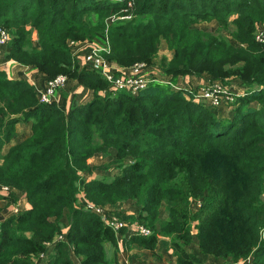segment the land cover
Returning a JSON list of instances; mask_svg holds the SVG:
<instances>
[{
    "label": "trees",
    "instance_id": "1",
    "mask_svg": "<svg viewBox=\"0 0 264 264\" xmlns=\"http://www.w3.org/2000/svg\"><path fill=\"white\" fill-rule=\"evenodd\" d=\"M127 3L0 0L7 60L48 79L65 73L93 91L64 110L0 69V149L18 123L32 121V134L0 162V184L12 189L0 195V211L4 199L17 202L16 192L29 204L0 222V264H37L43 254L45 264H107L117 232L105 219L114 217L125 222L121 233L133 224L151 230H132L126 245L156 253L158 238H167L176 264H205L187 249L194 238L219 260L211 264H264V44L256 39L264 0ZM123 15L132 17L110 21ZM205 21L216 27L198 26ZM106 34V56L119 66L153 65L165 44L173 56L164 74L238 80L244 94L222 111L170 83L155 81L136 94L113 89L73 51ZM97 154L110 159L91 162ZM110 169L119 172L98 173ZM129 201L137 213L114 209Z\"/></svg>",
    "mask_w": 264,
    "mask_h": 264
},
{
    "label": "crops",
    "instance_id": "2",
    "mask_svg": "<svg viewBox=\"0 0 264 264\" xmlns=\"http://www.w3.org/2000/svg\"><path fill=\"white\" fill-rule=\"evenodd\" d=\"M37 39V31L35 30L33 32V41L35 44H37ZM164 45L165 44H163L162 46ZM86 50L87 48L85 47V43L73 45L74 55L77 58L80 66L84 65L82 58ZM111 65L115 70H130V67L124 68L112 61ZM150 66L152 67L153 71L158 68L156 67V64ZM0 69L6 71L10 77L26 80L35 88V90L38 91L44 88L48 79V76L45 73L39 72L37 69H33L30 66H25L20 63L7 60L3 49L0 52ZM202 75L203 76L201 77H196V75H179L173 78L172 75L161 74V76L166 78L168 82L173 83V87L175 89H186L191 85H194V87H198L204 84V82H201L202 79H207L205 81L207 83L213 79L212 76L209 74L205 73ZM195 78H199V80L193 81ZM234 84L235 85L231 87L232 90L236 92H243L245 90V87L241 86L238 80H235ZM92 97L93 91L91 89L78 84L76 80L69 79L67 84L62 88L61 93L57 94L55 100L59 107L64 110H67L75 100L79 103H86ZM221 108L222 111H230L231 109L230 106L226 107L225 105ZM31 134L32 121H24L18 123L16 125L15 137L8 145H5L2 149H0V162H2V156L8 152L9 148L12 145L26 139ZM94 163L96 162L94 161ZM11 190V188L6 189L5 186L0 184V195H8ZM16 193L18 194V200L16 203L11 201L10 198H6L2 201V210L0 211V222L4 221L9 215L13 214L16 208L25 209L29 207L26 197L20 192ZM115 207L118 208L117 210L124 209L130 210L131 212H138V210H135L133 202L130 201L118 203ZM161 215H165L164 209H161ZM119 230H116L117 244H107V259L109 261L107 264H176L177 257L174 255L173 250L170 248L169 240L167 238L163 236H160L158 238L155 248L156 253H154L149 248H145L137 244L126 245L127 239L131 237L132 229L130 228L125 233H121L119 232ZM194 233H196V231ZM187 249L193 254H195L197 257H199L205 264L219 262V260L216 259L213 255L202 253L197 238H194L193 241L187 245ZM76 260L78 261L77 264H79L80 258H77ZM36 262L37 264H45L42 263L41 259H37Z\"/></svg>",
    "mask_w": 264,
    "mask_h": 264
},
{
    "label": "built area",
    "instance_id": "3",
    "mask_svg": "<svg viewBox=\"0 0 264 264\" xmlns=\"http://www.w3.org/2000/svg\"><path fill=\"white\" fill-rule=\"evenodd\" d=\"M127 4L132 5L133 0H128ZM118 17L128 19L132 16H112L110 20L114 21ZM256 39L258 42L264 44V27L260 28L256 34ZM9 40V32L5 27L0 26V52ZM80 43H85V47L87 48L82 58L84 65H88L90 68L100 72L113 89L128 90L131 93L136 94L155 81L171 84V82H168L166 78L161 76V74L164 73L160 67L153 71L152 67L147 62H137L133 64L128 71L115 70L111 65V61L106 56V54L110 52V44L107 34L104 42L99 40H86ZM80 43L77 42L73 45ZM67 81L68 76L65 74H58L53 78H49L46 81L44 88L38 91L40 101L47 104L52 103L56 99L59 89L63 88L67 84ZM186 91L195 99L209 102L213 106L233 103L236 98L244 94L243 92L232 90L231 86H228L219 80H211L196 89L189 88L186 89ZM5 188L8 189L9 187L5 186ZM97 210L103 212L100 209ZM16 211H18V208L15 209V212ZM109 224L115 230H119L124 226L125 222L114 217L110 220ZM136 230L142 235L147 236L151 234V230L143 225H139ZM262 238L264 239V229L262 230ZM57 239H63V235H60ZM50 244L51 243L48 245Z\"/></svg>",
    "mask_w": 264,
    "mask_h": 264
},
{
    "label": "rangeland",
    "instance_id": "4",
    "mask_svg": "<svg viewBox=\"0 0 264 264\" xmlns=\"http://www.w3.org/2000/svg\"><path fill=\"white\" fill-rule=\"evenodd\" d=\"M199 25L198 26H202V27H204V28H206L207 27V25L209 26V29H213V27H216V24L215 23H212V22H200V23H198ZM262 27H264V25H261V26H259V29L256 31L257 33H258V31L260 30V28H262ZM256 33V34H257ZM99 41H101V42H103V41H105V39H99ZM78 51V50H77ZM77 53V52H76ZM172 56H173V51L172 50H170L169 48H168V45H164V46H161V48L159 49V51L157 52V54H156V56L151 60L154 64H156L157 66L156 67H163V63H167V60H169L170 58H172ZM146 60H138V61H135V63H137V62H145ZM134 63V64H135ZM124 68H128L127 66H125ZM60 74H65V73H60ZM207 74V73H206ZM65 75H67V74H65ZM68 76V75H67ZM201 76H203V75H196V77H201ZM195 80H199V78H195L193 81H195ZM207 80V79H206ZM205 79H202L201 80V82H204V84L205 83H207V82H205L206 81ZM200 82V81H199ZM234 82H235V80H229L228 82H227V85L228 86H231V87H233L235 84H234ZM171 85L172 86H174L173 85V83H171ZM199 87V86H198ZM198 87H194V85H191L190 87H187L186 89H196V88H198ZM62 91V90H61ZM61 91L58 93V94H60L61 93ZM245 91V90H244ZM110 159V157H104L103 155H101V154H97L96 156H94L93 158H92V160H91V162H96V163H105L106 161H108ZM119 172V170L118 169H115V170H113V169H110L109 171H107V172H105V171H100V172H98V173H100V174H106V175H108V177H110V176H112V175H114V174H116V173H118ZM96 175V174H95ZM115 209H118V208H116L115 207ZM103 214H105V211H103L102 212ZM106 220V222L107 223H110V219L109 218H107V219H105ZM138 226L139 225H137V224H133V225H131L130 226V228L132 229V230H136L137 228H138ZM46 257H47V255L45 256V254H43V255H41V257H39L38 259H46ZM75 261L76 262H78L77 260H76V258H75Z\"/></svg>",
    "mask_w": 264,
    "mask_h": 264
}]
</instances>
